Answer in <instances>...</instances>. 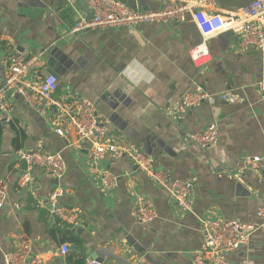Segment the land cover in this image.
Here are the masks:
<instances>
[{"label": "crops", "instance_id": "obj_1", "mask_svg": "<svg viewBox=\"0 0 264 264\" xmlns=\"http://www.w3.org/2000/svg\"><path fill=\"white\" fill-rule=\"evenodd\" d=\"M85 0H0V85L9 73L13 51L43 54L42 72L58 78V98L87 99L107 120L110 137L146 153L156 169L194 184L192 208L181 210L168 191L153 183L123 155L93 162L90 144L79 140L66 117L54 108L37 111L14 92L0 112V264L4 255L28 242L43 264H195L203 248V222L213 219L259 224L264 206V49L245 47L227 32L211 39V60L197 67L189 52L201 42L193 21H169L137 28H99L78 35L72 28L88 13ZM134 11H155L164 0H122ZM252 0H207L210 14L229 17ZM136 5V8H132ZM201 87L226 93V101L204 103L183 115L184 95ZM211 122L219 142L205 151L191 139ZM63 130L64 135L57 134ZM60 153L67 173L60 181L41 169L30 187L19 185L26 168L21 150ZM260 158L259 169L248 161ZM117 178L106 189L101 173ZM65 190L61 206L80 224L61 227L50 213L56 186ZM138 195L155 207L150 225L133 216ZM133 241V242H131ZM135 243V244H134ZM68 244V254L61 246ZM137 245V247H135ZM232 264H264V226Z\"/></svg>", "mask_w": 264, "mask_h": 264}, {"label": "built area", "instance_id": "obj_2", "mask_svg": "<svg viewBox=\"0 0 264 264\" xmlns=\"http://www.w3.org/2000/svg\"><path fill=\"white\" fill-rule=\"evenodd\" d=\"M94 15L91 20H80L71 30L78 35L88 30L99 28H137L154 23L169 21L185 22L190 18L201 35V42L189 52L195 66H206L211 60L209 43L216 36L233 32L241 38L245 47L264 49V0H252L228 18L222 14H210L206 8L207 0H164L160 9L155 11H134L122 0H85ZM43 54L27 55L13 51L9 58L10 68L3 84L0 85V112L5 110L4 99L9 92L21 96L26 103L37 111L54 108L63 114L68 125L75 130L79 140L90 144V156L93 162H99L108 155L127 156L141 173L153 183L168 191L171 199L183 211L192 208L194 184L190 181L174 180L165 170L155 168L153 159L146 153L130 150L112 139L109 134L108 122L99 113L96 105L81 98L56 96L59 83L54 74L44 75L42 72ZM264 95V77L257 84ZM228 94L213 95L201 87L184 95L176 108V114L183 115L202 104L226 101ZM57 134L64 135L63 130ZM192 141L202 150L208 151L219 142V129L211 122L203 132L191 137ZM19 158L26 165L21 172L19 185L30 187L34 182L33 171L41 169L60 181L67 173L66 163L60 153H47L42 148L21 150ZM260 158L248 161L251 169H259ZM101 181L106 189H114L117 178L108 171L101 173ZM65 190L58 185L50 195V213L58 219L61 227L76 228L80 224L77 214L70 208L61 206L59 201ZM6 201V187L0 188V210ZM134 218L141 224L150 225L158 217L152 202L143 195L135 200ZM259 224H249L238 220L213 219L203 222V248L196 252L195 264H232L229 255L246 247L253 234L264 226V206L257 210ZM68 244L61 246V253L68 254ZM6 264H43L41 259L33 256V249L28 242L23 243L14 252L4 255ZM92 264H100L93 262Z\"/></svg>", "mask_w": 264, "mask_h": 264}, {"label": "water", "instance_id": "obj_3", "mask_svg": "<svg viewBox=\"0 0 264 264\" xmlns=\"http://www.w3.org/2000/svg\"><path fill=\"white\" fill-rule=\"evenodd\" d=\"M82 7L84 8V10H86V12L88 13V20H91L93 18V11L89 8V6L87 5V3L85 1L82 2ZM132 8H136V5H133ZM133 242V241H131ZM135 244V243H134ZM135 247H137V245H135Z\"/></svg>", "mask_w": 264, "mask_h": 264}, {"label": "trees", "instance_id": "obj_4", "mask_svg": "<svg viewBox=\"0 0 264 264\" xmlns=\"http://www.w3.org/2000/svg\"><path fill=\"white\" fill-rule=\"evenodd\" d=\"M1 132H2V127H1V120H0V135H1Z\"/></svg>", "mask_w": 264, "mask_h": 264}]
</instances>
